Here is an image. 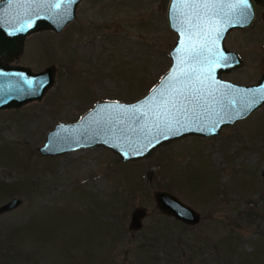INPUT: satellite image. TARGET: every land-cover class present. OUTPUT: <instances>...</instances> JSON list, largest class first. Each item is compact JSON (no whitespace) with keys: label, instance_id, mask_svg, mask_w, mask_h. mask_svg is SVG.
Returning a JSON list of instances; mask_svg holds the SVG:
<instances>
[{"label":"rangeland","instance_id":"1","mask_svg":"<svg viewBox=\"0 0 264 264\" xmlns=\"http://www.w3.org/2000/svg\"><path fill=\"white\" fill-rule=\"evenodd\" d=\"M167 0H84L61 33L25 40L10 64L54 67L40 101L0 111V264H264V105L216 137L190 136L148 159L122 162L104 148L41 156L49 131L96 103H133L171 66L176 35ZM240 46L246 64L221 75L257 83L264 46ZM259 81V80H258ZM167 192L200 214L195 226L162 214ZM143 208L142 227L129 231Z\"/></svg>","mask_w":264,"mask_h":264},{"label":"water","instance_id":"2","mask_svg":"<svg viewBox=\"0 0 264 264\" xmlns=\"http://www.w3.org/2000/svg\"><path fill=\"white\" fill-rule=\"evenodd\" d=\"M83 0H0V111L40 101L53 86L54 67L39 72L10 63L23 52L25 40L38 32L61 33L75 20ZM235 0H171L167 24L177 40L170 51L169 71L133 103H97L78 122L57 124L46 135L41 156H63L77 150L104 148L122 162L148 159L154 151L190 136L216 137L221 130L264 105V73L256 84L239 85L221 75L242 62L223 40L234 28H247L254 18L248 0L247 18ZM264 187V170L262 172ZM158 210L195 226L200 214L167 192H155ZM22 201L0 205V215ZM143 208H135L129 231L142 227Z\"/></svg>","mask_w":264,"mask_h":264},{"label":"flooded vegetation","instance_id":"3","mask_svg":"<svg viewBox=\"0 0 264 264\" xmlns=\"http://www.w3.org/2000/svg\"><path fill=\"white\" fill-rule=\"evenodd\" d=\"M254 6V18L251 24L244 29L234 28L230 30L224 37L223 43L226 49L233 51L242 65L237 69L243 68L246 64V57L241 53L240 46H245L246 44L252 43L253 48L256 49L258 46H264V0H251ZM171 0H167V8ZM264 73L262 71L259 74L258 80Z\"/></svg>","mask_w":264,"mask_h":264},{"label":"snow or ice","instance_id":"4","mask_svg":"<svg viewBox=\"0 0 264 264\" xmlns=\"http://www.w3.org/2000/svg\"><path fill=\"white\" fill-rule=\"evenodd\" d=\"M207 2V0H206ZM240 8L241 11L239 15L243 18H247V7H248V0H235L234 8Z\"/></svg>","mask_w":264,"mask_h":264}]
</instances>
